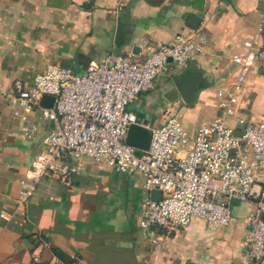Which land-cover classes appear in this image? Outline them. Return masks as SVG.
I'll list each match as a JSON object with an SVG mask.
<instances>
[{
  "label": "crops",
  "instance_id": "1",
  "mask_svg": "<svg viewBox=\"0 0 264 264\" xmlns=\"http://www.w3.org/2000/svg\"><path fill=\"white\" fill-rule=\"evenodd\" d=\"M0 0V90L15 79L31 86L48 63L84 73L91 61L110 53L145 56L144 41L158 47L178 32L197 29L207 36L204 52L189 63L173 61L156 77L153 89L129 106L139 124L159 127L177 117L193 136L219 113L218 90L240 73L236 54L264 43V0ZM194 15L199 26L188 25ZM124 22L125 42L115 44L118 19ZM194 80V96L179 85ZM199 90L198 94L196 92ZM196 95V96H195ZM42 106V104H41ZM40 108L28 117L37 130L32 138L22 130L21 117L0 102V264H59L56 251L69 264H252L244 240L251 202L234 201L228 226L211 228L201 218L186 226L142 229L139 219L149 193L140 173H125L88 157L68 158L81 170L69 178L43 177L25 205L18 204L20 180L43 150L44 135L54 129L39 120ZM264 120V64L247 73L239 93V119ZM8 214V216L6 215ZM39 255L40 263L34 262ZM257 264H264V259Z\"/></svg>",
  "mask_w": 264,
  "mask_h": 264
},
{
  "label": "built area",
  "instance_id": "2",
  "mask_svg": "<svg viewBox=\"0 0 264 264\" xmlns=\"http://www.w3.org/2000/svg\"><path fill=\"white\" fill-rule=\"evenodd\" d=\"M263 27L264 22H260L258 29ZM207 42V36L197 29L181 31L171 43L158 47L144 41L142 59L132 53H110L100 61H91L81 74L51 62L34 76L31 86L15 79L9 89L0 90V102H6L21 117L26 137L36 133L37 126L28 113L37 108L44 119L55 124L43 137V150L20 180L18 204L29 202L43 177L58 174L69 178L78 173L80 166L69 163V157H88L117 171L144 176L149 196L142 204V229L183 227L194 218L205 220L213 229L228 226L234 201L253 203L244 247L249 263L261 262L264 120L241 117L243 130L236 134L231 119L236 115L247 73L264 64V43L255 47L246 41L247 51L234 55L240 73L229 86L218 90V115L201 124L195 135L177 117H171L150 129L148 150L137 153V148L126 142L130 126L139 124L137 115L129 110L132 101L153 89L170 58L184 67L194 55L204 52ZM45 95L54 97L52 106H41ZM154 190L161 193L160 198L151 197ZM34 262H41L39 255L34 256Z\"/></svg>",
  "mask_w": 264,
  "mask_h": 264
},
{
  "label": "water",
  "instance_id": "3",
  "mask_svg": "<svg viewBox=\"0 0 264 264\" xmlns=\"http://www.w3.org/2000/svg\"><path fill=\"white\" fill-rule=\"evenodd\" d=\"M200 19L194 15H192L189 18L188 25L196 28L199 26ZM125 42V30H124V22L121 19V17L118 19V25H117V31H116V39L115 44L117 46L122 45ZM169 61H173L171 58ZM195 81L194 80H184L182 81L181 85H179L181 92L185 96V98L188 97V95L194 96V87H195ZM196 91V90H195ZM199 90L196 92V95L198 94ZM195 95V96H196ZM54 97L45 95L42 100L41 104L43 107H50L53 105ZM127 144L137 148L141 151H146L150 147L151 142V132L150 129L147 127H144L141 124H132L129 128L128 137L126 140ZM161 193L157 190H154L151 193V197L153 199L160 198ZM260 217L264 219V212L260 213Z\"/></svg>",
  "mask_w": 264,
  "mask_h": 264
},
{
  "label": "trees",
  "instance_id": "4",
  "mask_svg": "<svg viewBox=\"0 0 264 264\" xmlns=\"http://www.w3.org/2000/svg\"><path fill=\"white\" fill-rule=\"evenodd\" d=\"M93 1L94 0H90V5L89 4H84V5H82V7L83 8H86V9H89V8H91V4L93 3ZM57 252V255L62 259V260H64V261H62V262H64V263H70V262H66L67 260H66V255L64 254V253H62V252H59V251H56Z\"/></svg>",
  "mask_w": 264,
  "mask_h": 264
},
{
  "label": "rangeland",
  "instance_id": "5",
  "mask_svg": "<svg viewBox=\"0 0 264 264\" xmlns=\"http://www.w3.org/2000/svg\"><path fill=\"white\" fill-rule=\"evenodd\" d=\"M43 115H42V111L41 112H38V117L41 119V118H43L42 117ZM29 118V117H28ZM30 119V118H29ZM39 121H41V122H43L44 123V125H47V123H48V121H50L49 119H47V120H39ZM138 150V149H137ZM141 151L140 150H138L137 151V153H140ZM142 175V174H141ZM143 176V175H142ZM144 177V176H143Z\"/></svg>",
  "mask_w": 264,
  "mask_h": 264
}]
</instances>
